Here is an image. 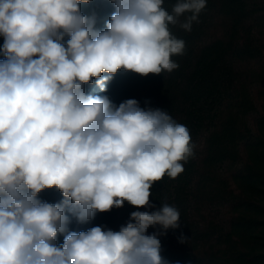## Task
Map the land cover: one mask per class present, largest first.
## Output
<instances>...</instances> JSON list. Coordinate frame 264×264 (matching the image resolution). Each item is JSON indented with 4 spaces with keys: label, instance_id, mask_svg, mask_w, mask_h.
I'll use <instances>...</instances> for the list:
<instances>
[{
    "label": "clouds",
    "instance_id": "9594fccd",
    "mask_svg": "<svg viewBox=\"0 0 264 264\" xmlns=\"http://www.w3.org/2000/svg\"><path fill=\"white\" fill-rule=\"evenodd\" d=\"M110 2L98 29L80 8L90 0H0V264H166L158 236L179 227L175 207L134 211L119 231L79 233L68 231L66 211L84 223L125 202L154 207L153 184L177 177L194 154L189 130L167 111L136 99L117 107L84 85L106 92L121 70L177 68L184 41L169 25L191 31L206 0H177L171 12L164 0ZM52 188L61 202L38 198ZM157 225L165 232L148 234Z\"/></svg>",
    "mask_w": 264,
    "mask_h": 264
},
{
    "label": "trees",
    "instance_id": "16d2710c",
    "mask_svg": "<svg viewBox=\"0 0 264 264\" xmlns=\"http://www.w3.org/2000/svg\"><path fill=\"white\" fill-rule=\"evenodd\" d=\"M219 3V17L223 20L232 22L231 28L227 29L224 35L204 47L198 57L196 68L193 72L195 82L198 81V88L202 87L199 95L215 100V115L213 116L212 126L207 124V118L204 110L196 112V118L193 113H186L182 124L189 130L191 140L196 133L205 132V151L204 159L209 164L218 163L228 158H233L240 154L244 147L252 165L247 167L236 176V181L243 193H248L252 200L242 201L240 209L245 208L241 215L231 224V230L226 233V248L219 244L220 250L217 253H207L210 260L221 264H264V116L258 124L259 134H253L251 130L243 129L241 122L242 113L238 110L254 105L248 93L244 90V81L240 67L242 63L256 60L262 54V49L253 37V29L260 20L257 18L259 0H215ZM223 4V5H222ZM82 13L91 15L93 12L97 16V23L100 29L104 28V22L110 18L115 10L110 0H90L88 4L80 5ZM259 17V16H258ZM245 27L247 36L242 37L243 41L238 40L240 28ZM208 30H205V33ZM204 34V31L202 35ZM69 39L65 36L61 41L65 44ZM4 37L0 35V60L6 57L2 52ZM191 65V60H185ZM194 68V66H193ZM191 66V69H193ZM149 79H143L142 76L126 71H119L113 79L106 83V92L95 82L85 84L86 94L107 96L111 103L119 106L124 102L126 93L130 89L136 92L141 88L149 89L154 86L156 75L149 74ZM194 88H192L193 91ZM194 97V96H193ZM199 97V96H198ZM262 108L264 111V97H262ZM195 111V108L192 109ZM231 112V117L227 118V113ZM195 113V112H194ZM195 118V119H194ZM195 120L196 125L193 124ZM211 124V123H210ZM195 127L196 129H192ZM249 131V135H248ZM257 131V132H258ZM189 157L184 163L190 165ZM187 166V167H188ZM38 198L44 202L56 204L61 202L63 194L56 188L42 190ZM136 207L129 206L125 210H118L112 218V212H97L95 216L84 223L76 220L71 213L66 211L69 217L68 231L79 233L88 231L92 227L100 224L103 217L110 221L109 224L115 225L120 222L126 226L130 218V213L136 211ZM157 232L164 233L165 230ZM169 234L168 229L165 234L159 235L161 244V256L166 264H203L204 260L200 253L201 249L196 247L194 251L183 249L176 253L170 247V243L165 244V236ZM65 234L57 236V245H62ZM172 246V245H171ZM205 251V250H204ZM202 257V258H201Z\"/></svg>",
    "mask_w": 264,
    "mask_h": 264
},
{
    "label": "rangeland",
    "instance_id": "374dc122",
    "mask_svg": "<svg viewBox=\"0 0 264 264\" xmlns=\"http://www.w3.org/2000/svg\"><path fill=\"white\" fill-rule=\"evenodd\" d=\"M176 2L177 0H164L163 6L171 12ZM258 3L259 8L256 11H258L257 18L260 20L253 29V37L262 49V54L256 60L242 63L240 67V72L245 79L241 94L245 90L254 105L238 110L242 113L243 129L251 130L253 134H259L257 127L264 116L262 108V97H264V0H259ZM188 15L191 13H185V16ZM223 19L219 17L218 1L216 4L215 0H206V6L199 13L198 21L193 22L191 31L181 29L179 24L169 25L172 35L184 41L182 54L172 57L178 67L171 72L163 71L156 75L154 86L152 89L150 87V90L141 88V91L136 90L133 93L129 89L124 101L136 99L142 108L151 107L167 111L180 124H182L186 113H193L192 115L196 118L197 110H204L207 124L212 126L213 116L216 112L215 100L203 97V93L199 95L202 87L198 88V81L193 80L195 79L193 72L197 62L195 60L198 59L204 47L213 43L215 39L220 38L227 32V29L231 28L232 22ZM180 20L182 22L184 17H180ZM96 28L100 29L98 26ZM205 30L208 31L205 33ZM246 36L247 30L245 27H241L238 40L242 42V37ZM184 59L191 60L192 64L186 63L185 68ZM191 66L194 68L191 69ZM147 77L149 76H142L143 79ZM192 88H194L193 91ZM193 108L195 111H192ZM230 117L231 112H228L227 118ZM192 125H196L195 120ZM192 129L196 128L192 127ZM198 133L191 140L196 147L193 150L194 154L190 157V165L186 164L184 167L183 163V171L175 178L165 175L161 180L156 181L150 190L149 198L150 204L154 207L139 208L136 211L151 213L161 208L162 204L175 207L180 215L179 227L168 229L169 234L165 236V244L170 243V247L176 253L189 248L194 251L198 247L201 249L200 255L204 257H201L204 260L203 264H221L210 260V255L207 253L219 252V244H223V248H226V233L231 230L232 222L241 215L243 210L247 211L245 208L240 209L239 207L242 201L252 200L251 193H243L236 181V176L247 165H252V162L245 148L242 147L238 156L209 164L204 160L206 158L204 146L207 134L205 132ZM129 206L130 204L125 202L123 207L111 209L112 214L108 218H112L116 211H123ZM109 222L103 217L98 226L103 230H120L122 226L120 222L115 225H111ZM160 230L163 229L159 225L149 227L148 234ZM181 237L184 238V242H181Z\"/></svg>",
    "mask_w": 264,
    "mask_h": 264
}]
</instances>
